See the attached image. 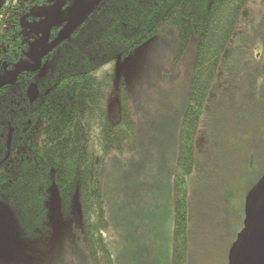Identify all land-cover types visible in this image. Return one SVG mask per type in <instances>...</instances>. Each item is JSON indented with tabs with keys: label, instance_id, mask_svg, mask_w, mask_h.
Here are the masks:
<instances>
[{
	"label": "trees",
	"instance_id": "obj_1",
	"mask_svg": "<svg viewBox=\"0 0 264 264\" xmlns=\"http://www.w3.org/2000/svg\"><path fill=\"white\" fill-rule=\"evenodd\" d=\"M85 1L88 0H75L73 11ZM248 2L98 0L70 27L71 11H65L68 18L58 12L55 26L59 43L48 55L49 59L32 69L28 67L32 64L25 60L19 63L34 74L28 80L37 83L41 91L38 100L34 104L28 103L25 91L29 81L24 78L13 80L7 91L0 93V199L6 200L17 211L26 230L45 227L48 220L46 192L53 179L65 208L69 207L78 186L94 264H115L101 232L109 225L103 211L105 157L113 151H135L138 145L129 82L125 76L118 77L115 68L146 40L176 27V59L182 58L194 35L200 38L188 107L181 122L180 152L174 175L173 260L174 264H187L188 184L202 133L201 121L210 100L212 97L217 99L215 107L217 110L220 107L219 113L223 110L230 116L236 104H241L242 118L246 105H250L255 124L264 123V88L259 92L252 85L249 94L244 92V82H240L226 90L223 84L226 80L223 77L219 81L215 79L220 74V63L227 46L233 40L239 16ZM29 13L33 16L35 8ZM12 22L19 27L20 36L27 33L26 27L18 26L15 18ZM8 30L0 23V39L2 33H12ZM231 63L237 66L235 57ZM15 64L10 60L0 62L9 78L12 75L10 68ZM263 68L257 72L259 77L264 76ZM22 80L25 83L17 85ZM238 94H243L242 101H237ZM114 95L118 97L121 111L117 122L109 115ZM217 110L215 113L219 115ZM247 119L248 115L243 122H248ZM10 126L14 128V134L10 155L6 158Z\"/></svg>",
	"mask_w": 264,
	"mask_h": 264
},
{
	"label": "rangeland",
	"instance_id": "obj_2",
	"mask_svg": "<svg viewBox=\"0 0 264 264\" xmlns=\"http://www.w3.org/2000/svg\"><path fill=\"white\" fill-rule=\"evenodd\" d=\"M97 2L98 0L82 2L76 8L68 27L82 18L86 11ZM236 26L233 40H230L221 60L220 74H217L215 79L219 81L223 77L224 81L226 80L223 83L226 90L244 82V92L250 94L252 85L261 92L264 88V76L259 77L253 69L252 62L259 64L264 61V0H249ZM199 41L200 38L194 35L185 54L182 58L176 59L178 31L176 27H171L165 33L146 40L117 63L116 74L118 77L125 75L131 85V110L138 128L143 126L146 120L156 119L153 114L148 116L141 112L150 104V99H156L155 104H166L162 107L163 112L170 105H176L177 111L180 109L183 111L186 108ZM254 44L258 48H254ZM255 51L260 52V60H253L251 53ZM232 57L233 59L235 57L237 61L235 67L234 61L231 63ZM117 98V95L111 98L109 105L111 116L120 112ZM242 98L243 94L236 96L237 101H242ZM217 103L218 100L212 97L207 108V111L211 113L205 114V118L210 117L212 113L216 117ZM241 108V104H236V109L232 110L231 116L223 110L219 113L220 107L217 110L219 121H232L233 128H230V131L238 141L239 232L243 228L245 219L246 196L264 174V123L255 124L256 120L254 114L252 116L250 105H246L242 118ZM246 115L249 119H247L248 126L243 125ZM112 153L105 157L107 162L102 189L109 226L101 232L104 241L107 240L113 247L115 259L119 260L121 252L115 250L119 230L122 228L123 220L128 221L129 217H132L131 220L134 223L135 220L132 216L134 211L130 210L129 206L131 194L128 188L131 186L122 183L121 180L127 174L125 170L121 172L120 162L109 159L112 158ZM78 190L77 186L69 207L65 208L58 192V185L53 179L46 192L48 220L44 228L33 230H26L17 211L6 200L0 199V264H94L92 252L87 243ZM202 223L203 221L201 226ZM126 248L128 249L129 246Z\"/></svg>",
	"mask_w": 264,
	"mask_h": 264
},
{
	"label": "crops",
	"instance_id": "obj_3",
	"mask_svg": "<svg viewBox=\"0 0 264 264\" xmlns=\"http://www.w3.org/2000/svg\"><path fill=\"white\" fill-rule=\"evenodd\" d=\"M254 48H258L256 44ZM251 55L253 60L261 58L258 51ZM252 64L253 69L258 72L262 71L264 61ZM125 78L127 79L126 76ZM150 101L141 112L148 116L153 114L156 119H148L143 126L137 127V149L124 153L111 152L112 158H109L113 162H120L121 172L125 170L127 174V178L123 177L121 180L131 186L128 188L132 200L129 206L134 211L132 216L135 220V223L131 220L132 217L128 221L123 220L116 243L113 241L115 250L121 252L119 260L115 259L113 247L105 240L115 264H174V175L180 152L181 122L189 97L183 111H177L176 105H170L163 112L162 107L166 104H155L156 99ZM120 112L113 116L109 112L110 118L119 121ZM210 113L206 110L205 114ZM201 122L202 133L194 153L195 166L188 184L186 259L187 264H229L230 249L240 228L237 194L240 166L238 141L230 131L233 128L232 121L221 122L219 116L214 117L212 113L208 118L204 115ZM243 125L247 126L248 122L244 121ZM106 162L105 160L104 178ZM105 210L104 206L106 216Z\"/></svg>",
	"mask_w": 264,
	"mask_h": 264
},
{
	"label": "flooded vegetation",
	"instance_id": "obj_4",
	"mask_svg": "<svg viewBox=\"0 0 264 264\" xmlns=\"http://www.w3.org/2000/svg\"><path fill=\"white\" fill-rule=\"evenodd\" d=\"M1 1L2 0H0V3ZM28 1L29 0H5L2 5V8L6 6L4 12L1 13L2 8L0 9V23L2 27H6L13 33H2L1 35L0 56H3V58L0 57V62L3 60H10L17 63L10 68L12 69L11 78L8 77V73L5 71L3 65H0V93L2 91H7V87L12 84L13 80H20L21 78L28 80L29 77H33L34 74L29 72L30 69H32L37 63H45L49 59L48 55L53 52L55 45L59 43V33L55 26L57 25L55 23L58 15L62 12V17L68 18L65 11L68 9L71 11L68 26L73 18L75 0H44L43 2L35 0L32 3H29ZM37 1L39 3H37ZM37 6L39 7L36 8ZM28 8L29 11L35 8L36 13L33 14V16L29 15ZM9 17L11 18L8 19ZM12 18H15L18 26L22 25L26 27L25 30H27V33L24 36H20L19 27L15 26L12 22ZM24 60L32 64L31 66H28L30 69H26L24 64H19ZM24 83V80H22L19 81L17 85H22ZM28 83L25 91L26 99L29 104H34L38 100V97H40L41 91L37 85L39 91L38 97L35 98L36 100L34 102H30L27 90L30 84L35 82L29 81ZM11 89H13V87ZM10 128L11 126L9 127V130ZM5 146L7 149L6 158H8V151L11 150L12 142L10 149L7 146V140Z\"/></svg>",
	"mask_w": 264,
	"mask_h": 264
},
{
	"label": "water",
	"instance_id": "obj_5",
	"mask_svg": "<svg viewBox=\"0 0 264 264\" xmlns=\"http://www.w3.org/2000/svg\"><path fill=\"white\" fill-rule=\"evenodd\" d=\"M4 1H1L0 9ZM27 93L30 102H34L39 94L37 84H30ZM8 131L7 146L10 149L14 128ZM244 204L243 228L231 246L229 264H264V174L249 190Z\"/></svg>",
	"mask_w": 264,
	"mask_h": 264
}]
</instances>
